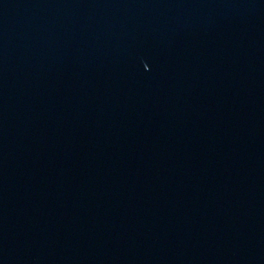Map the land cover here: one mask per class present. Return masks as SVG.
Listing matches in <instances>:
<instances>
[{
	"label": "water",
	"instance_id": "obj_1",
	"mask_svg": "<svg viewBox=\"0 0 264 264\" xmlns=\"http://www.w3.org/2000/svg\"><path fill=\"white\" fill-rule=\"evenodd\" d=\"M0 264H264V0H0Z\"/></svg>",
	"mask_w": 264,
	"mask_h": 264
}]
</instances>
